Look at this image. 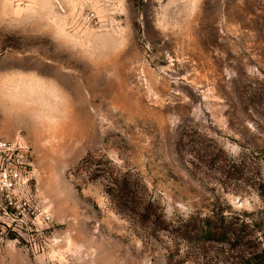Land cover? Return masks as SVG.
Segmentation results:
<instances>
[{"label": "rangeland", "instance_id": "1", "mask_svg": "<svg viewBox=\"0 0 264 264\" xmlns=\"http://www.w3.org/2000/svg\"><path fill=\"white\" fill-rule=\"evenodd\" d=\"M0 141L2 264H206L166 227L264 209V0H0Z\"/></svg>", "mask_w": 264, "mask_h": 264}, {"label": "trees", "instance_id": "2", "mask_svg": "<svg viewBox=\"0 0 264 264\" xmlns=\"http://www.w3.org/2000/svg\"><path fill=\"white\" fill-rule=\"evenodd\" d=\"M186 142L181 146L188 149L195 159L196 166L202 170L219 173L225 182L236 184L239 181H250L251 164L227 157L221 149H212L208 139L204 136L198 138L195 134H186ZM116 195L128 200H134L136 190L128 177L112 179ZM259 195L264 199V180L253 181ZM144 216L149 213V221L156 217L149 208L140 203ZM148 215H146L147 217ZM156 220V219H154ZM158 222V221H154ZM172 228V229H171ZM174 238L187 243L219 244L229 249L216 251L206 264H264V209L249 212L235 211L231 207L217 206L209 213H196L187 219H182L174 227H166ZM191 250L188 251V254ZM211 252H206V256Z\"/></svg>", "mask_w": 264, "mask_h": 264}, {"label": "built area", "instance_id": "3", "mask_svg": "<svg viewBox=\"0 0 264 264\" xmlns=\"http://www.w3.org/2000/svg\"><path fill=\"white\" fill-rule=\"evenodd\" d=\"M9 144L8 142L6 141H0V147L2 148H8L9 149Z\"/></svg>", "mask_w": 264, "mask_h": 264}, {"label": "bare ground", "instance_id": "4", "mask_svg": "<svg viewBox=\"0 0 264 264\" xmlns=\"http://www.w3.org/2000/svg\"><path fill=\"white\" fill-rule=\"evenodd\" d=\"M0 264H2V259H1V256H0ZM3 264H6L5 262Z\"/></svg>", "mask_w": 264, "mask_h": 264}]
</instances>
